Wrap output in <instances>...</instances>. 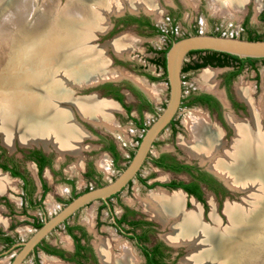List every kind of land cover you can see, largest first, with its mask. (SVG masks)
Segmentation results:
<instances>
[{
    "label": "rangeland",
    "instance_id": "rangeland-1",
    "mask_svg": "<svg viewBox=\"0 0 264 264\" xmlns=\"http://www.w3.org/2000/svg\"><path fill=\"white\" fill-rule=\"evenodd\" d=\"M25 1L26 0H22L21 2H18V6H15L16 0H9L6 6H3L0 9V19L4 15L8 14L13 19L21 17L25 20L27 14H29L28 17L31 18V16L35 13L32 16V19H34L38 14H40V12H49V15H47L46 19L50 22L51 19L53 20V18L57 17L59 12H62L63 8L67 7V3H73L75 0H37V2L36 0H30L31 7L29 5L23 6V3ZM33 2H35L36 5ZM127 2L128 0H119L120 6L123 8L121 9V13L147 20L151 24L152 28L146 26L137 27L136 25L132 24L124 27H119L118 25L116 27H110L104 33H99V31H96L93 34L88 35L90 27H86L85 29L87 32H82L84 34V37L81 40L76 39L74 42L72 41L70 46H73L72 51L74 54H72V59H75L76 61L73 63L74 66L78 63L88 64L90 62L93 63L94 68L101 66V68L98 69H101V74L103 75L106 70L109 72V69L111 73H115L114 75H119L121 73L119 77L117 76V81H110L109 79H107L108 81H106V78H103V76L99 77V80L94 81L92 80L95 76L94 71L89 70L88 72L90 74L85 78H87L86 80H88L89 82H97L100 81V78H103L105 79V81L100 84L107 85L108 83L116 82L118 83L119 88H127L130 95L126 92L129 96L125 97V95H123L122 100L125 104L129 105L128 112L123 107L120 108L119 102L115 100L117 103L113 102L110 110H108L113 123H111V125L108 124V126L95 123L93 124L90 120L89 122L86 118L80 116V114L77 113L75 109L69 107V103L72 102L75 105L74 101H78L79 99H71L70 97V102L69 100H61L60 105L62 107H68L69 113L70 111L73 113V120L74 122L76 120L75 123L77 124V127L84 133L83 138L81 139V141H79V148L77 150V153L64 152L61 154L51 144L43 146L41 143H34L26 145L23 144L22 146L16 141V139H18L16 135H13L11 141L12 143L8 147L5 146L4 142V144H2L0 140V148L2 149L4 154L20 163L21 168H23V166H26V168L30 172L33 170V168L30 166V162L23 161L19 157L21 154V149L38 147L44 152L51 154V167H53V170L47 169V167H44L42 170L43 181L47 183V185L45 184L47 188L45 196L43 198V214L45 215V217L52 214V212L57 210L75 194L86 190V188L94 187L108 181L113 176H115L116 173L119 172V170L127 163L133 152V149L135 148L136 143L138 142L142 130L152 121L156 113L159 112V110L163 107L165 99L167 97V85L164 78V68L160 62L164 54L163 52L172 40L199 31L213 34L231 35L236 37L250 36V33L253 32L255 34L253 36L264 38V0H246V2L243 3V8L239 9L236 12L234 11L226 13L225 11V14L221 11L212 9V0H154V6L152 7V10L158 13L157 16L153 11H146V8L144 10L143 5L142 7H135L137 4L139 5V2H137L134 6L127 5ZM95 5L96 7L101 6L100 4ZM109 5H104L103 7H108ZM21 6H23V9L21 8ZM12 8H14L13 11H11ZM29 9L31 11L30 13H27V10ZM34 9L36 10V12ZM100 10V12L96 13L99 17L100 13H102L103 11V8H100ZM75 16L78 17V15ZM118 18L119 17L113 19V17H111V23H115L116 19ZM100 19L101 21L103 20L101 17L95 20L99 21ZM48 21L47 23H49ZM101 21H99V23H101ZM22 31L26 32L24 29H22ZM2 33H0V46H17L16 49L20 47V44H18L21 40L20 34L17 36L13 35V37L11 38L12 33L10 30L4 29ZM117 35L119 36V42H117L118 39L115 42H111V40L115 36L117 37ZM117 43L119 48L115 47L117 46ZM37 44L38 41L35 43H28L26 45L28 47L26 48L24 46H21L22 51H20L19 53L22 54V52H28L31 49V55V52L34 51L33 47H35ZM116 48L119 49V51H116ZM206 54V52H201L186 55L183 64L189 65L194 62L193 60H196L197 58L199 59V57H203ZM2 56H5L4 60L8 59V62L12 61L14 54L13 51L9 49L6 51V53L3 52ZM0 63H3L1 59ZM5 65L0 69V77L5 74V69H7ZM27 65L29 64H27V61H25V64L21 66V68L26 69L28 68ZM49 66H52L51 70L53 72H60V70L67 68L63 63L62 57L56 60L54 59V57H52V62H49L47 67ZM205 70H209L214 74L213 78L214 80H216V85H218L220 75L224 72L225 67L206 66L186 72L184 74L182 84V95L184 97L187 96L190 91H209L205 88L200 87L196 80L199 75ZM8 73H11L9 69ZM114 77L116 79V76ZM134 78L141 80L150 89L154 90L156 94V96L154 97L152 95H150V97L147 92H144L152 102V108L150 110L146 108L145 103L141 101L140 97L137 96V94L133 90H130V88L127 86L131 85L133 86V88L137 89V87L135 86L137 82ZM240 80L249 83L252 86L253 99L258 101L262 96V114L264 115V58H255V60L253 61V67H250L247 63H245L241 71L236 75V77H234L232 81V87ZM137 85L141 88V85L139 83ZM98 86L99 85H96L86 89H75L73 93H75L76 96L95 94V96L97 95L96 98L102 99L104 96H102V94H99L100 92ZM6 90H14V88L11 85L8 87L7 83H3V81H0V91L6 92ZM137 90L140 91L139 89ZM218 90L222 91L220 87H218ZM106 97L109 96L106 95ZM198 111L200 113L205 112L199 109L198 106L182 104L175 115V120L172 126H166V128L161 131L157 139L154 141L151 147L150 155H156L158 152L173 151L180 160L186 162H195L198 165L206 168V166L203 165H205L204 162L207 160L200 161L199 158L190 156L183 147L185 140L189 139L190 136V131L189 128L186 127L187 124L185 123V119L190 117V115L193 116V114L198 113ZM225 111L227 113L228 110H224L223 112L225 113ZM244 116L247 117L248 115ZM131 117L135 120L133 121ZM259 122L261 129L264 130V120H262L261 118ZM78 123H80V125ZM209 123L210 125H215V121L212 118L211 121L209 120ZM99 135L102 136V138L99 137ZM227 135L229 136L227 140L229 139L230 141L233 132H229L227 133ZM99 138L105 139L107 141H113L115 143L116 150L119 153V157L115 162L112 161V164L110 158L108 157V154L102 150V143L99 142ZM180 141L183 142V145L180 144ZM174 145H176L177 147V149L175 150L173 149ZM42 146L45 149H43ZM102 157L105 158L106 166H108L107 170L102 169L103 172L98 169V167H96V163L98 165V161ZM87 160L90 161L91 168L97 173V176L94 179H87L82 176V172L86 169L85 162ZM57 168L58 171L56 170ZM60 170L62 174L61 176L56 174ZM138 172L139 173L137 178L135 176L130 184L128 186H125L117 196H113L112 198H110L111 204L113 206V212L120 214L124 207L128 208L129 210L135 211L137 213L135 214L136 216L147 219L152 224L151 231L148 235V244L155 240L166 241L164 235L168 232L169 226H164L160 221L155 219L152 216L151 212H149L148 210L146 211L139 202V198L145 197L150 191L162 188H159V186L157 185L148 188L143 187L139 182V177L144 178L149 182L151 180L165 181L169 179L170 176L162 171L156 170L148 160L144 161ZM179 176H181V178L184 177L183 174H180ZM10 180L11 185H5L4 187H7L4 188L3 193L7 194L11 198L14 195L15 197L13 196L12 199L19 200V198L16 197V190H19L17 189V179L10 178ZM35 181L37 185L38 181L36 180V178ZM70 181L72 182V187ZM234 189L235 190L229 189V192L219 200L215 199L214 197L210 198L207 193H204L203 198L206 205L202 207V204H199L198 206L200 217L205 223L215 226L213 219L210 217V214L212 213V211H214L215 216L218 218L220 227L226 226L228 224L226 215L223 212L224 204L227 201L241 202L242 197L247 195L249 193V190H251L249 188H247L248 190L246 189V191L236 190L237 188ZM49 196H51V200H48ZM183 199L185 203L182 205L183 209L185 211L193 210L195 207V202H192V200H190L193 203L192 206V203L189 202V200H186L184 196ZM210 203H212L213 205ZM213 206L215 207L212 210ZM0 208H2V205H0ZM5 209L8 208L5 207ZM18 210L20 211V209ZM27 210L28 212L35 214L36 219L39 222V214L41 215V213H39L37 210ZM105 212V208L101 207V201L96 200L80 208L72 216L67 218V223H79L86 228L92 227L93 232L91 231V233L93 234V237H90L89 240L94 249L95 243L101 238L108 239L112 244H114L113 238H115V236L111 237L112 232L110 231V228L106 227V222H103L107 220ZM3 215L6 216L5 214ZM17 218H19L20 220L17 221ZM98 218H100V220L102 221L100 222L99 226L96 225L98 227V231L95 232L96 227L94 224ZM11 219L15 220V223H12V226L10 227L11 230H9L11 231V235L14 237V239H24L33 229L32 226L25 224L26 219L22 214H17V217H11ZM89 219L91 221L90 224L88 223ZM63 229V224H60L59 227L52 231L51 235H48V237L46 238V242L55 244H57L58 242L59 245H65L66 241H64V237L62 236ZM119 238L127 241L132 246V248H134V251L137 253L140 259V264H143V258L133 239L124 238L121 235H119ZM42 243L43 245L47 244L45 243V241H43ZM168 244L170 246L167 250V262L173 260L176 264H190L189 262L185 261V255L188 252L186 246L179 244L173 245L172 243ZM112 250H115V248H113ZM13 251L11 250L5 255L0 256V264H7ZM36 254L40 256L39 258H37V260H39L41 264H43L44 262L42 257L45 256L46 253L45 255L41 256L42 251L38 247L36 249ZM46 257H48V254L46 255ZM51 260H53V258ZM53 261L50 264H60L56 261ZM33 263L34 262H32V258L28 256L22 264ZM66 263L67 262H62L61 264ZM212 263L218 264L219 261L215 259ZM200 264L210 263L203 262Z\"/></svg>",
    "mask_w": 264,
    "mask_h": 264
},
{
    "label": "bare ground",
    "instance_id": "bare-ground-1",
    "mask_svg": "<svg viewBox=\"0 0 264 264\" xmlns=\"http://www.w3.org/2000/svg\"><path fill=\"white\" fill-rule=\"evenodd\" d=\"M21 1L16 0L15 6H18V2ZM153 1L128 0V5L134 6L135 2H139V5L144 3V8L149 12L153 11L157 16L158 13L152 10ZM8 2L9 0H0V9ZM224 2L225 0H212L211 7L223 13L236 12L243 8L246 0H226L225 4ZM95 4L101 6L96 7ZM28 5L31 7L30 0L23 3V6ZM104 5L109 6L103 7ZM23 6H21L22 9ZM120 7L119 0H75L73 3H67V7L63 8L62 12H59L50 22L46 19L49 12L39 10L40 14L34 19H32L34 12L31 18L27 14L25 20L21 17L13 19L8 14L0 19V33L8 29L12 33L11 38L13 35L21 36L18 49H16L17 46H0V59L3 61L0 63V69L7 63L5 65L7 69L0 77V81L14 88L6 92L0 91L2 144L10 146L13 135H16L20 144L41 143L43 146L51 144L61 154L77 153L79 141L84 133L72 120L68 107H62L60 101L69 100L70 102V91L73 87L84 83L87 79L85 77L90 73L88 70L81 74L80 70L84 65L72 64L74 53L73 46L70 44L84 37L82 32H87L86 27L91 28L95 25L96 29L103 27L105 13L111 8L119 9ZM100 8H103L100 13L103 20H99L101 23L95 20L100 18L96 14L101 11ZM13 10L14 8L11 9ZM30 11V9L27 10V13ZM118 37V35L115 36L111 42H115ZM37 41L38 44L33 47L34 51L31 55V49L28 52L19 53L22 51L21 46L26 48L28 43ZM115 47L119 48L118 43ZM9 49L13 51L14 57L12 61L7 62L8 59L4 60L5 56L3 57L2 53H6ZM52 57L55 60L62 57L67 68L60 72H53L52 66L47 67L48 63L52 62ZM25 61L29 64L26 69L21 68ZM86 65L93 66V63L89 62ZM8 69L11 73H8ZM92 70L95 74L92 79L94 81L102 76L109 80L115 79L114 76H116L117 79V76L121 74L114 75L115 73H111L109 69L104 76L101 74V69H90ZM75 77L78 79L82 77L84 80L77 82ZM213 77L214 74L211 71L205 70L196 80L200 87L220 96ZM134 79L150 95L156 96L153 89L141 80ZM88 83L94 82L88 81ZM33 85L40 89L38 91L33 89ZM252 92L253 88L249 83L240 80L235 84V93L247 103L250 118L238 120L232 115L227 116L234 129L233 138L228 146H224L221 142L220 132L216 127L212 130L209 128L204 115L199 111L185 119L190 136L186 139L187 141L185 140L183 147L188 154L199 158L200 161L207 160L208 168L228 186L237 188L236 190L239 191L251 189L242 197L241 202L227 201L224 204L223 212L228 220L226 226H219L214 211L210 217L215 226L205 223L200 217L199 206L196 203L193 210L185 211L182 206L183 194L179 190L168 192L164 189H156L150 191L145 197L139 198L140 204L146 211L151 212L152 216L164 226H169L168 232L164 235L165 240L173 245L187 247L185 261L190 264L203 262L213 264L215 259L219 261L218 264H264V130L261 129L259 122L263 112V101L262 96L258 101L253 99ZM83 98H74L79 99L73 100L75 105L71 102L80 116L93 124L108 126L113 123L108 112L113 105L110 100L98 99L91 95ZM180 144L183 145V142L180 141ZM98 166L104 170L108 169L104 157L100 158ZM5 185H11V180L6 174L0 173V192ZM213 208L214 206L212 210ZM88 223H91L90 219ZM113 242L114 244L108 239L101 238L95 243L100 264H140L137 253L129 243L116 237L113 238ZM113 248L115 250H112ZM50 263L49 260L46 262V264Z\"/></svg>",
    "mask_w": 264,
    "mask_h": 264
},
{
    "label": "flooded vegetation",
    "instance_id": "flooded-vegetation-1",
    "mask_svg": "<svg viewBox=\"0 0 264 264\" xmlns=\"http://www.w3.org/2000/svg\"><path fill=\"white\" fill-rule=\"evenodd\" d=\"M128 16L129 15L126 16L124 14L123 19L128 20L129 18ZM119 18L116 19L112 27H116L118 25L119 27H124L123 19L121 20ZM137 18L141 22L144 21L140 17H137ZM139 21H133L129 23L128 25L132 24V25H136L137 27H139L141 26L138 23ZM195 53H201V52H195ZM202 59L203 57H199V59L197 58L196 60H193L194 62H192L189 65H193L194 63H199L202 61ZM222 61L223 62L226 61L223 66H216V67H225L224 72L220 75L218 85H216L217 90H218V87L222 89V91H220V96L210 90L209 91H190L187 94V96L184 97L182 95L180 107L182 106V104L195 105V106H198L199 109L205 111L204 113H201V114L204 115V118L208 122L207 125L209 126L211 130L213 129V127H216L218 131L220 132L221 142L224 144V146L225 145L228 146L229 143L231 142V139L233 138L234 129L231 126V123L229 122L227 116L232 115L234 118L238 120L240 119L247 120L250 118V112L248 109V105L243 99L239 98L236 95L235 90H234L235 85L232 87L233 85L232 81L234 77H236V75L241 71L245 63H247L250 67H253V62L251 64L248 62H244L240 64L238 61L229 60L227 58L225 59L222 58ZM183 66L185 67L186 65L183 64ZM206 66H210V65H205L203 67H206ZM203 67H200V68H203ZM212 67H215V66H212ZM237 67H241L239 72L236 73L235 75H231L233 70H235ZM190 70H196V69H193L190 67V68L183 69L181 71L182 81L184 78V74ZM98 85H99L98 89L100 92L99 94H102V96H104L103 99H108L112 103L113 102L114 103L119 102L121 104L124 103L122 100L123 94L120 92L118 83L111 82V83H108L107 85L106 84L105 85L98 84ZM127 86L130 88V90H133L137 94V96L140 97L142 95L141 91L137 90L138 88L137 89L133 88V86L131 85H127ZM106 95L109 97H106ZM119 95L121 96V101H119V98H118ZM196 96L199 97L198 101H192L194 100V97ZM115 100H117V102ZM224 110H228L227 113L226 111L224 113L223 112ZM175 115L167 126H172L175 120ZM244 115H248L249 118L248 116L246 117ZM211 118L215 121L214 126L210 125L209 123V120L211 121ZM261 118L262 120H264L263 114ZM229 132L231 133L233 132V135L230 141L229 139L227 140V138L229 137L227 133ZM99 137L102 138V136L100 135ZM16 141L19 143L18 139H16ZM99 142L102 143L101 145L102 150L108 154L111 164H112V161L115 162L119 157V153L116 150L115 143L113 141H107L105 139H100V138H99ZM110 146L112 148H110ZM173 149L174 150L177 149L176 145H174ZM0 150H1L0 151V173H4L10 178H16L17 187H18L17 189H19L18 191L16 190V193H17L16 197L19 198V200L16 199V203L14 201L9 200L8 196L3 193L4 189L1 190L0 205L8 208L10 212L14 211L12 213L14 216L17 214L18 215L22 214L23 217L26 219L25 224L35 228L38 224L41 223L43 219L42 217L45 216L43 214L44 212L43 198L45 196L46 188H47L45 184L47 185V183L43 181L42 170L44 167H47V169L53 170V167H51L52 156L50 153L44 152L38 147H29L27 149H21V154L19 157L23 161L30 162V166L33 168V170L30 172L26 168V166H23V168H21L20 163H18L15 159H12L6 156L1 148ZM40 158H43L45 160V164L42 166V168H39ZM147 160L152 164V166L156 170L166 173L167 175L170 176V178L165 181L151 180L148 182L146 179L139 177V182L143 187L148 188V187H153L157 185L159 186V188H162L165 191H169V192H172L179 188L181 189L182 192L181 191L180 192L183 194L186 200H189V202H191L190 200H192V202H195L198 205L202 204V207L206 205L204 198H203L204 193H207L210 196V198L214 197L215 199L219 200L220 198L224 197L226 193L229 192L230 188H228L226 183L215 172L211 171V169L208 168L207 161L204 162L205 165L203 166H206V168H204L195 162H186V161L180 160L176 156L175 152L173 151L158 152L156 155H153V156L150 155V158ZM85 167L86 169L82 172L83 173L82 176L87 179L96 178L97 173L91 168V164L89 160L85 162ZM96 167H98V169L102 171V168H100L97 165V163H96ZM56 170L58 171V168ZM138 173L136 175V178L138 177ZM56 174L61 176L62 175L61 170ZM180 174H183L184 177L181 178V176H179ZM34 176L39 184L38 189H37ZM71 181L70 183L72 187ZM130 182H128L126 186H128ZM168 183H174L175 186L170 187L166 185ZM177 185H180L182 187H179ZM184 185L186 187L183 188ZM119 192L109 197L108 199L109 208L103 202H101V207L105 208V211H106L105 215L107 216V220L103 222H106L107 223L106 227L110 228V231L112 232L111 237L115 236L118 239H121L119 238V235H121L124 238L133 239L135 245L139 249L140 254L143 258V262H142L143 264H176L173 260L170 262L166 261L167 250H168V247L170 246L168 244L169 242H166L164 240H155L149 244L147 243L148 235L152 228V224L150 223L149 220L136 216L135 214L137 213L135 211L129 210L126 207H124V209L122 210L120 214L113 212V208H112L113 206L111 204L110 198H112L113 196H117ZM183 204L185 203L183 202ZM192 206H193V203H192ZM18 209H20V211ZM27 209L37 210L39 213H41V215L39 214V219H40L39 222L36 219V215L28 212ZM18 220L20 219H17V221ZM101 221L102 220H100V218L96 220L94 224L96 227L95 232L98 231V227L96 225L99 226ZM12 223H15V220H13ZM62 224L64 226L63 230L65 231V233L69 236L71 240L70 248L59 245L58 243L53 244V245L50 243H47L43 245L42 242H40L36 246V248L39 247V249L43 253H46L52 257L59 259L58 262L60 264L62 262H67L66 264L68 263L100 264L96 249H94V247L92 246L89 240L90 237H93V234L91 233V231L93 232L92 227L86 228L82 226V224H79V223L69 224L67 223V219ZM11 226L12 224L10 225V227ZM10 227H8V229L6 230L7 232L2 233L3 234L2 236L0 234V245H1L0 256H3L6 254L5 253L1 255V252L3 250L7 249L13 242L18 241L17 239H14V237L11 235L10 232H8L9 230H11ZM36 248L34 250V256L33 257L31 255L29 256L32 258V262H34L33 264H41V262L37 260V258H39L40 256L36 254Z\"/></svg>",
    "mask_w": 264,
    "mask_h": 264
},
{
    "label": "water",
    "instance_id": "water-1",
    "mask_svg": "<svg viewBox=\"0 0 264 264\" xmlns=\"http://www.w3.org/2000/svg\"><path fill=\"white\" fill-rule=\"evenodd\" d=\"M128 4L129 3L127 2V5ZM134 4H136V2ZM142 5L145 10L144 3H142ZM142 5L137 4L135 7H142ZM121 9L123 8H111L105 13L104 26L100 29H96V25L91 27L88 35H91L96 31H99V33L107 31L113 25L110 21L111 17L115 19L124 15L121 13ZM193 50L217 51L233 55L238 58H264V38L246 39L231 35L213 34L199 31L172 40L163 54L164 78L167 85V97L163 107L156 113L152 121L144 128L127 163L108 181L97 186L90 187L71 197L57 210L52 212V214L46 217L44 216L41 223L37 227L33 228L27 237L13 242L7 249L3 250L1 255L14 250L7 264H22L29 255L33 257L36 246L47 235H49L53 230L59 227L60 224L65 222L67 218L72 216L76 211L87 204L99 200L109 208V197L121 191L128 184V182L132 181V179L137 175L144 161L150 158V151L154 141L178 112L182 97L181 68L183 66L185 56L189 51ZM72 60V64L76 62L75 59ZM79 64L84 65V67L80 70L81 74H84L88 70L94 68V65L91 66L83 63ZM98 68H101V66L94 68V70H97ZM80 78L81 79L75 77L74 79L77 82H82L84 79L82 77ZM104 81V79H101L99 82L88 83V80H84L83 84L73 87L72 91H70L71 99L83 98L86 96L88 97L89 95L97 97L95 94L76 96L73 92L75 89L91 88ZM106 81L108 80L106 79ZM110 81H117V79H112ZM135 86L143 91L137 84H135ZM33 89L38 91L40 87L33 85ZM68 105L77 112V109L73 104L69 103ZM72 114L73 113L70 111V116L73 120L74 117ZM78 124L80 125V123ZM20 145L23 146V144ZM42 148L45 149L43 146ZM228 188L233 189L230 186H228ZM177 190L181 191L179 188Z\"/></svg>",
    "mask_w": 264,
    "mask_h": 264
},
{
    "label": "trees",
    "instance_id": "trees-1",
    "mask_svg": "<svg viewBox=\"0 0 264 264\" xmlns=\"http://www.w3.org/2000/svg\"><path fill=\"white\" fill-rule=\"evenodd\" d=\"M128 17H129L128 20H124L123 19V16L119 18L121 20L123 19V26H127L129 23H131L133 21H139V19L137 17L130 16V15ZM138 23L141 26H146V27L152 28L151 24L147 20H144L143 22L139 21ZM247 39H257V38L256 37H248ZM201 51H205L207 53L205 56H203L202 61L199 62V63H194L193 65H186L185 67L182 66L181 71L183 69L190 68V67L193 68V69H197V68L203 67L205 65H210V66H223L226 61L223 62L222 61V58L223 59L227 58L229 60L238 61L240 64H242L244 62H248V63L251 64L253 62V60H255V58H238L236 56L229 55V54H226V53L217 52V51H209V50H193V51H189L187 54L195 53V52H201ZM161 64H162V66L164 68V58H163V56H162ZM240 69H241V67H237L235 70H233V72L231 73V75H235L236 73L239 72ZM151 78H153V77H151ZM118 98H119V101H121V96L120 95L118 96ZM198 98L199 97L196 96V97H194V100H192V101H198ZM110 148H112V147L110 146ZM44 164H45V160L43 158H40L39 168H42V166ZM166 185H168L170 187H174L175 186L174 183H168ZM177 186L182 187L180 185H177ZM184 187H186V186L184 185L183 188Z\"/></svg>",
    "mask_w": 264,
    "mask_h": 264
},
{
    "label": "crops",
    "instance_id": "crops-1",
    "mask_svg": "<svg viewBox=\"0 0 264 264\" xmlns=\"http://www.w3.org/2000/svg\"><path fill=\"white\" fill-rule=\"evenodd\" d=\"M253 35H255L253 32H251L250 33V36H245V37H241V38H248V37H255V36H253ZM256 38H262V37H256ZM142 88V87H141ZM139 89V88H138ZM140 90V89H139ZM142 90L143 91H141V93H142V95L140 96L141 97V100L145 103V106H146V108H148V109H151L152 107H151V100H149V97H147L146 95H145V93L144 92H147L146 90H144L143 88H142ZM120 92L123 94V95H125V97H128L130 94H129V92H128V90H127V88L126 89H122V88H120ZM129 94H127V93ZM147 94L150 96V94L147 92ZM151 97V96H150ZM119 107L121 108V107H123L127 112H128V110H129V105L128 104H125V103H119ZM140 108V107H139ZM131 119L134 121L135 119H133L132 117H131ZM38 186H39V184H37V189H38ZM7 195V194H6ZM8 196V195H7ZM50 197L51 196H49L48 197V200H51L50 199ZM8 198H9V200L10 201H14L15 203H16V200H13L12 198H13V196H12V198L10 197V196H8ZM14 211H12V212H10V210L9 209H5V207L4 206H2V208H0V234H1V236L3 235L2 233H4V232H7L6 230L8 229V227H10V225L12 224V222H13V220L11 219V217H13L14 215L12 214ZM18 212V211H17ZM3 214H5L6 216H4ZM7 214H9V215H7ZM14 217H17V215H15ZM17 219H19V218H17ZM20 219H21V217H20ZM10 233H11V231H9ZM54 233V232H53ZM52 234V232L49 234V235H51ZM62 236L64 237L63 239H64V241H66V244L65 245H62V244H60V245H62V246H66V247H68V248H70V246H71V240H70V238H69V236L65 233V231L63 230L62 231ZM48 237V235L41 241V242H43V241H45L46 242V238ZM2 238V237H1ZM47 243V242H46ZM48 243H50V244H55V243H51V242H48ZM58 243V242H57ZM0 247H1V245H0ZM37 249V248H36ZM43 255H45V253L43 254V252H42V254H41V256H43ZM47 255V254H46ZM46 255L45 256H43L42 257V259H43V262L46 264V262L48 261V260H50V262L52 263V261L54 260V261H56L57 263H59L58 262V260L59 259H57V258H55V257H52V256H50V255H48V257H50L51 259L53 258V260H51L50 258H48V257H46ZM46 259V260H45ZM53 261V262H54Z\"/></svg>",
    "mask_w": 264,
    "mask_h": 264
},
{
    "label": "built area",
    "instance_id": "built-area-1",
    "mask_svg": "<svg viewBox=\"0 0 264 264\" xmlns=\"http://www.w3.org/2000/svg\"><path fill=\"white\" fill-rule=\"evenodd\" d=\"M201 52H205V51H201ZM190 54H192V53H190ZM187 55H189V54H187ZM185 58H186V56H185ZM184 61H185V59H184ZM161 63V62H160ZM159 64V63H158ZM157 66H159V65H157ZM181 80H182V73H181ZM182 84H183V81H182ZM144 130V129H143ZM143 130H142V132H143ZM142 132H141V134H142ZM140 134V135H141ZM140 137V136H139ZM139 140V139H138ZM137 144V143H136ZM136 146V145H135Z\"/></svg>",
    "mask_w": 264,
    "mask_h": 264
}]
</instances>
